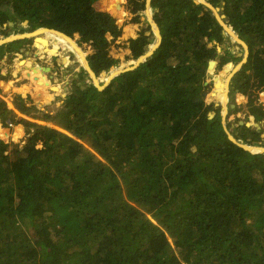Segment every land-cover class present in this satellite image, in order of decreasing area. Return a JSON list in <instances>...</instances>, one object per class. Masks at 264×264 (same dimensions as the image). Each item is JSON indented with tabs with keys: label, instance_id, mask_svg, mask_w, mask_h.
<instances>
[{
	"label": "trees",
	"instance_id": "obj_1",
	"mask_svg": "<svg viewBox=\"0 0 264 264\" xmlns=\"http://www.w3.org/2000/svg\"><path fill=\"white\" fill-rule=\"evenodd\" d=\"M96 1L0 0V26L28 20L30 29L78 33L100 76L120 63L109 49L126 11L124 0H100L95 8ZM127 1L140 22L147 0ZM211 2L249 45L232 93L247 96L248 112L262 121L264 103L256 100L264 91V0ZM151 6L161 44L105 88L79 83L78 75L61 107L41 116L20 94L13 109L0 98L3 125L17 111L53 125L21 116L23 143L0 136V264H264V152L235 143L205 97L224 27L195 0ZM148 29L128 39V60L153 43ZM22 42L0 44V61ZM223 51L222 63L240 59ZM230 68L213 76V90L228 87ZM238 127L235 137L246 144L262 140L259 130Z\"/></svg>",
	"mask_w": 264,
	"mask_h": 264
},
{
	"label": "rangeland",
	"instance_id": "obj_2",
	"mask_svg": "<svg viewBox=\"0 0 264 264\" xmlns=\"http://www.w3.org/2000/svg\"><path fill=\"white\" fill-rule=\"evenodd\" d=\"M206 1L211 3V5L214 6L215 8H219V11H218L219 15L223 14L222 13V10H223L222 6L215 5L214 3L211 2V0H206ZM127 4H128L127 0H124L122 2V6L126 12L117 22L118 26L122 30V34L119 37H117L116 40L112 41L111 47L109 49V53L113 57L120 59V63L118 66L113 67L110 71H108V72L104 71L107 74H109L112 70H114L116 68H119V67L122 68V67H125L127 65L134 64L137 61V59H130V60L127 59V55L130 54V49L128 47V39L133 37V35H135L134 37L138 36V33L141 30H143V29L147 30V28L150 26V29H148L147 34H151L153 32L155 35V38L153 39V43L149 46V48L157 45L156 43L158 42V37L153 30V25H152V23L148 17L147 9L140 12V14H141L140 22H133L132 17L134 15L128 10ZM151 11H152L151 17L154 18L155 10L153 8H151ZM154 20H155V18H154ZM34 31H35V29H30L29 24L21 25V27L17 26V28H15L14 25L6 24L3 27L0 26V40L4 39L5 37L10 36L11 34L15 35V34L29 33V32L33 33ZM234 33H236L238 35V37H240L239 34L235 30H234ZM32 35L33 36H30L27 38H22L23 39V42H22L23 47L20 49L19 52H13V53L7 54L0 61V67L2 69V71L0 72V80H4V82H2V84H1L2 87L0 86V93L1 94L3 93V89H7L8 93H12V95H11L12 101H13L14 95H16V94L22 95L25 99H27L28 103H32L33 105L35 104V106L37 105L36 107L38 108V111H34V114L41 116L45 113H54L56 110H58L61 107L63 100L66 97L65 94L67 95L71 91V89L73 87V83H72L73 79L78 78V75H81V74L84 75L83 80H80L79 83H91V82H93L95 84V81H94L93 77L91 76V74L88 72V70L85 68L83 61L80 60V58L78 57L77 52L70 47V44L68 42L61 44L60 47H56L58 40H59V37L58 36H51V40L53 41V42L51 41L52 42L51 48L53 51L51 53L52 56L49 57L47 54L43 53L41 48H38L37 46H35V37H34L35 34L33 33ZM40 35H46V33H42ZM226 36L227 37H226V40L224 42V45H220V44L217 45L218 56L215 55L214 56L215 58L211 59V60L216 62L214 71L211 72L208 68V73L206 76L207 88L205 90V92L207 93V94H205L206 102L207 103H213L214 107L216 109H219L221 116H222V121L224 120V123L226 124V128H227L228 133L231 134L233 137H235V134H239L240 128L238 127V125H243V124H240V121L250 122V124H251L250 127L252 129L256 130V132H257V129L254 128V123H259L261 125V128L259 129V131L262 134H264V119L262 121L257 122L256 117L251 115L246 108V103L248 101V97L245 96L244 94L238 92V91H235L234 93H232L231 80H232L234 74L240 69L234 70V68H230L229 72L226 73L227 77L232 75L229 82H228V87H226V89L220 88L217 90H213L214 84H215L213 76L220 75L228 63H233V66H238L241 62H246V59H247L248 52H247L245 46L243 45V43L241 41L235 39L230 33H226ZM71 37H72V40L75 43H77L78 47L82 49L83 53L86 55V57L88 59V55L93 50L91 48V46L88 45L87 43H80L79 42L80 36L78 33H75V35L71 36ZM108 37L110 39H112V36L110 34H108ZM209 46L212 47L213 44L210 43ZM64 49H66V51L68 52V54L70 56V58H69L70 60L66 61V63H63L62 61L59 60L60 56H62V54H63ZM223 49L230 50L231 53H233L235 57H239L240 59L236 60V59L231 58L230 61H228L227 63H222V56L228 57L227 53H225L223 51ZM54 55H56V56H54ZM29 58L31 59V62L28 61L26 63V64H29V68L25 69V67L22 66L21 67L22 70L14 74V72H15L14 69L16 68V65H18L19 61L28 60ZM36 64H39L43 67L44 66H50L52 68V70H51V72H47L45 70H42L41 66H38ZM82 68H84L86 70V73H82ZM33 71L38 72L40 74L39 77L41 79H45V81H44L45 84L40 85L39 82L36 81L37 77H33V75H32ZM28 73H29V75H28ZM210 73H212L213 75ZM210 75H212V78H209ZM2 76H7V77L3 78ZM47 78H49L53 84L59 85L62 92L55 93V91H53L51 89L50 84L47 82ZM96 78H97L99 84L102 85L107 81L108 76L103 75L101 73V75L97 76ZM10 81H12V83L10 85L6 86V84L9 83ZM27 82H29L30 88L27 89V91H26V90L22 89V86L24 83H27ZM11 88L14 89L13 92H12ZM225 91H226L227 99H226V103H225L226 113L224 115V113H223V108H224L223 98H224ZM4 94L5 93H3L2 95L5 96ZM242 95H243V97H242ZM3 96L0 95V98L5 100L7 102V105H8V100H7V98H5L6 96L5 97H3ZM28 96H31V98L33 99L32 100L33 102L30 99H28ZM259 97H260V101L264 103V95L261 94V92L259 93L256 102L259 100ZM257 105H259L258 102H257ZM262 109L264 110V108H262ZM213 111H215V110H213ZM213 111H211V112H213ZM21 116H23L25 119H29L30 121H35V122H38L41 124L49 125L48 122H45V121L39 120V119H34V118H31L30 116H27V115H22L18 111H17V115L15 117L10 115L5 120H7V122L11 121L14 124H17L16 120H18V118ZM0 123L3 125V116L2 115H0ZM18 124H20V123H18ZM2 125H0V126L2 127ZM4 126H6V127H2L3 130L2 129L0 130L1 131L0 136H2L1 135L2 133L9 134L10 138L13 139V140L10 139L11 141H14V142L20 141V143H23L22 139L25 138L26 134L24 136H22L19 140H17L19 137V132L16 131L11 135L9 128H7L8 124L4 125ZM49 126H53V125H49ZM24 128H25V126H24ZM25 130H26V128H25ZM262 134H261L262 140L259 141L260 143H258V144L257 143L253 144L252 140H251L253 137H248V140L250 141L249 144H252L256 147H258V146L264 147V136ZM235 138L239 142H245V141L239 140L237 137H235ZM11 141H9L8 143H10ZM245 143H248V142H245Z\"/></svg>",
	"mask_w": 264,
	"mask_h": 264
},
{
	"label": "water",
	"instance_id": "obj_3",
	"mask_svg": "<svg viewBox=\"0 0 264 264\" xmlns=\"http://www.w3.org/2000/svg\"><path fill=\"white\" fill-rule=\"evenodd\" d=\"M99 1H100V0H97V1L94 3V7H95V8H96V5L98 4ZM195 2H197V3H203V4H205L208 8H210V9H211V12H212V15H214V16L218 19V21L221 23V25L224 27V34H226V33H230V34H231L229 27H232V26H230V25L227 23V21L225 20V18H226V15H225V14L219 15V13H218L219 8H215L214 6L211 5V3H209V2L206 1V0H195ZM149 7L152 8V7H151V0H147V3H146V9H148ZM150 21H151V23H152V21H153L154 24H155V27H156V28L153 26V30H154L155 34L157 35V37H158V44H157L156 46H154V47L149 48L145 54L141 55L137 60H139V59L142 58V57H143V60H141V62H140L139 64H137V65L134 63V64H131V65H127V66H129V67H126V66L123 67V68L119 67V68H116V69L112 70L109 74H107L106 72L103 71V72H102L103 75H107L108 78L111 77V78H110L109 80H107L104 84H102V85L99 84V82H98V80H97V78H96L97 75H96L95 71L92 69V67H91V65H90V63H89L87 57L85 58L86 63H84V66H85V68L88 70V72L91 74V76L93 77V79H94V81H95V85H96L98 88H100V89L105 88V87H106V86H107V85H108V84H109V83H110V82H111V81H112L117 75L121 74L122 72H125V71H128V70H132V69L137 68L141 63H143L144 61H146L147 58L150 57V56L154 53V51L156 50L157 47H159V45L161 44V41H162V34H161V30H160L159 24L157 23L156 20H154L153 17H151ZM28 22H29L28 20H25V21L22 22L21 24H17V26H18V27H21V25H26V24H28ZM8 24H9V25H14V22L10 21V22H8ZM5 25H6V24H5ZM152 25H153V24H152ZM42 28H43V29H47L48 31H53V32L58 33V34L65 35L66 37H68L69 39L72 40V37H71L70 35L66 34L65 32H62V31L57 30V29H54V28H48V27H41L40 29H42ZM232 28H233V27H232ZM156 29H157V30H156ZM35 30H36V29H35ZM233 31H234V29H233ZM31 34H32V32L17 34V35L14 36V37H12V36L9 37V36H8V37H6V38L0 40V44H4V43H7V42H10V41H13V40H17V39L27 38V37H30ZM235 34H236V33H235ZM236 36H237V39L243 43V45L245 46V48H246V50H247V52H248V54H249V46H248V44H247L242 38L238 37L237 34H236ZM74 43H75V42H74ZM75 44H76V43H75ZM76 46L78 47L77 44H76ZM224 48H225V47H224ZM248 54H247V57H248ZM246 60H247V59H246ZM2 62H3V61H2ZM213 62H215V61L211 60V61L209 62V66H208V68H210L211 63H213ZM243 63H244V62H241L240 67L243 65ZM43 68H44V70L47 71V72H51V70H52V68H51L50 66H44ZM108 78H107V79H108ZM206 84H207V82H206ZM205 94H206V92H205ZM65 96H66V94H65ZM208 115H209V118L214 117V116H215V111L210 112ZM223 124H224L225 129L227 130V128H226V124L224 123V120H223ZM240 124H243V125L245 124V125L248 126V127L251 126L250 122L240 121ZM254 128H256V129H260V128H261V125H260L259 123H254ZM227 132H228V131H227ZM228 134H229V133H228ZM229 137H230L235 143L239 144L240 146H242V147L245 148L246 150H249V151H251V152H253V153H262V152H264V147H261L260 150H258V151H253V150H252V145H250V144H246V143H244V142H239V141H238L235 137H233L231 134H229ZM249 147H250V148H249Z\"/></svg>",
	"mask_w": 264,
	"mask_h": 264
},
{
	"label": "bare ground",
	"instance_id": "obj_4",
	"mask_svg": "<svg viewBox=\"0 0 264 264\" xmlns=\"http://www.w3.org/2000/svg\"><path fill=\"white\" fill-rule=\"evenodd\" d=\"M151 8L149 7L148 9H147V14H148V17H149V19H151V16H152V14H151ZM152 24H153V26L155 27V24H154V22L152 21ZM41 27H39V28H37L33 33L35 34V46H37L38 48H41L42 49V51H43V53H45V54H47L49 57H51L52 56V48H51V43L53 42L52 40H51V36H58L59 37V40H58V43H57V45H56V47H60V45L61 44H63V43H65V42H68L69 44H70V47L72 48V49H74L76 52H77V54H78V57L80 58V60H82L83 61V63H86V61H85V58H86V55L83 53V51H82V49L81 48H79V47H77L76 46V44L74 43V41L73 40H71V39H69L68 37H66L65 35H62V34H58V33H55V32H53V31H48L47 29H40ZM156 28V27H155ZM229 29H230V32H231V35L235 38V39H237V36H236V34L234 33V31H233V29H232V27H229ZM157 30V29H156ZM32 33V34H33ZM42 33H46V35H40V34H42ZM31 34V36H33ZM17 34H15V35H13V34H11L10 36H12V37H14V36H16ZM9 36V37H10ZM37 36V37H36ZM6 38V37H5ZM238 40V39H237ZM52 41V42H51ZM156 44H158V42L156 43ZM156 46V45H155ZM36 47V48H37ZM154 47V46H153ZM56 56V55H55ZM70 56H69V54H68V52L66 51V49H64V51H63V54H62V56H60V61H62L63 63H66V61H69L70 59ZM141 60H143V57L142 58H140L139 60H137L136 62H135V64L137 65V64H139L140 62H141ZM31 62V59L29 58L28 60H23V61H19V63H18V65H16V68L14 69L15 70V72H14V74L15 73H17V72H19V71H21L22 69H21V67L22 66H24L25 67V69H27V68H29V64H26L27 62ZM36 65H38V66H41V65H39V64H36ZM240 65H241V63L238 65V66H234V70H238V69H240L241 67H240ZM126 67H129V66H126ZM41 68H42V70H44V68H43V66H41ZM123 68V67H122ZM0 71H2V69L0 70ZM211 74V73H210ZM28 75H29V73H28ZM232 76V75H231ZM231 76H230V78H231ZM210 77H212V75H210ZM111 77H109L107 80H109ZM47 82L50 84V87H51V89L53 90V91H55V93H60V92H62L61 91V88H60V86L59 85H57V84H53L51 81H50V79L49 78H47ZM30 88V84H29V82H27V83H24L23 84V86H22V89L23 90H26L27 91V89H29ZM20 89V88H19ZM24 92V91H23ZM212 92V91H211ZM210 92V93H211ZM25 94V93H24ZM23 94V95H24ZM207 94V93H206ZM261 94H264V93H261ZM242 97H243V95H242ZM226 99H227V96H226V91H225V93H224V98H223V106H224V108H223V113H224V115H225V113H226V107H225V103H226ZM1 125V124H0ZM3 130V128H1L0 127V130ZM257 130H259V129H257ZM1 132V131H0ZM263 136H264V134H262ZM253 144H255V143H253ZM250 148V147H249ZM260 148L261 147H256V146H253L252 145V150L253 151H258V150H260Z\"/></svg>",
	"mask_w": 264,
	"mask_h": 264
},
{
	"label": "crops",
	"instance_id": "obj_5",
	"mask_svg": "<svg viewBox=\"0 0 264 264\" xmlns=\"http://www.w3.org/2000/svg\"><path fill=\"white\" fill-rule=\"evenodd\" d=\"M135 35H133V37H134ZM2 82H4V80H0V86H1V84H2ZM34 83V82H33ZM2 87V86H1ZM5 90V91H4ZM9 90V89H8ZM11 90H12V92L14 91V89L13 88H11ZM3 93H5L4 95L6 96H3L2 94ZM3 93L1 94L0 93V95L1 96H3V97H5V98H7V100H8V107L10 108V109H13L14 108V106H13V103H12V93H8L7 92V89H3ZM10 98V99H9ZM1 124V123H0ZM2 125V124H1ZM19 125H21L22 126V135L21 136H19L18 137V139L17 140H19L22 136H24L25 134H26V130H25V128H24V126L20 123V124H15V126L14 127H7V128H9V130H10V134L12 135L14 132H16L17 131V128H18V126ZM1 127V126H0ZM2 127H6V126H4V125H2ZM1 127V128H2ZM11 140H13L12 138H10ZM24 139V138H23ZM11 140H9V141H11Z\"/></svg>",
	"mask_w": 264,
	"mask_h": 264
},
{
	"label": "built area",
	"instance_id": "obj_6",
	"mask_svg": "<svg viewBox=\"0 0 264 264\" xmlns=\"http://www.w3.org/2000/svg\"><path fill=\"white\" fill-rule=\"evenodd\" d=\"M14 126H15V124L13 122H11V121L8 122V127H14Z\"/></svg>",
	"mask_w": 264,
	"mask_h": 264
},
{
	"label": "flooded vegetation",
	"instance_id": "obj_7",
	"mask_svg": "<svg viewBox=\"0 0 264 264\" xmlns=\"http://www.w3.org/2000/svg\"><path fill=\"white\" fill-rule=\"evenodd\" d=\"M55 56V55H54ZM0 70H1V67H0ZM74 80V79H73ZM261 93H264V92H261ZM264 95V94H263ZM261 96V95H260Z\"/></svg>",
	"mask_w": 264,
	"mask_h": 264
}]
</instances>
